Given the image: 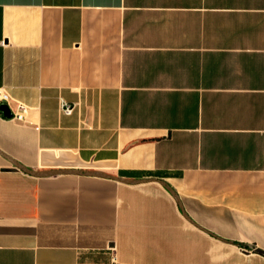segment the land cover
<instances>
[{
	"label": "crops",
	"instance_id": "0c3cea01",
	"mask_svg": "<svg viewBox=\"0 0 264 264\" xmlns=\"http://www.w3.org/2000/svg\"><path fill=\"white\" fill-rule=\"evenodd\" d=\"M0 88V264H264V0H0Z\"/></svg>",
	"mask_w": 264,
	"mask_h": 264
},
{
	"label": "built area",
	"instance_id": "2783aa9c",
	"mask_svg": "<svg viewBox=\"0 0 264 264\" xmlns=\"http://www.w3.org/2000/svg\"><path fill=\"white\" fill-rule=\"evenodd\" d=\"M12 101L11 97L8 95V93L5 91L4 88H0V105H6L9 108V103ZM59 108L63 115H71L74 106L69 105L64 100L59 101ZM27 112V108L20 104H16V110L11 116L15 119H23L25 113Z\"/></svg>",
	"mask_w": 264,
	"mask_h": 264
},
{
	"label": "water",
	"instance_id": "95a60500",
	"mask_svg": "<svg viewBox=\"0 0 264 264\" xmlns=\"http://www.w3.org/2000/svg\"><path fill=\"white\" fill-rule=\"evenodd\" d=\"M0 111L5 117H11L10 110L6 105H0Z\"/></svg>",
	"mask_w": 264,
	"mask_h": 264
},
{
	"label": "bare ground",
	"instance_id": "6f19581e",
	"mask_svg": "<svg viewBox=\"0 0 264 264\" xmlns=\"http://www.w3.org/2000/svg\"><path fill=\"white\" fill-rule=\"evenodd\" d=\"M78 172H79V171H78ZM85 172H86V171H85ZM85 172H84V173H85ZM41 173H42V172H41ZM34 174H35V173H34ZM49 174H50V173H49ZM35 175H36V174H35ZM38 176H39V175H38ZM100 176H101V175H100Z\"/></svg>",
	"mask_w": 264,
	"mask_h": 264
}]
</instances>
